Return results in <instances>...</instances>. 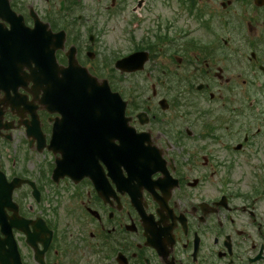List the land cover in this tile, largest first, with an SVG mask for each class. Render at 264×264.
Here are the masks:
<instances>
[{
	"label": "flooded vegetation",
	"instance_id": "flooded-vegetation-1",
	"mask_svg": "<svg viewBox=\"0 0 264 264\" xmlns=\"http://www.w3.org/2000/svg\"><path fill=\"white\" fill-rule=\"evenodd\" d=\"M68 54L132 131L61 176ZM0 264H264V0H0Z\"/></svg>",
	"mask_w": 264,
	"mask_h": 264
},
{
	"label": "water",
	"instance_id": "water-1",
	"mask_svg": "<svg viewBox=\"0 0 264 264\" xmlns=\"http://www.w3.org/2000/svg\"><path fill=\"white\" fill-rule=\"evenodd\" d=\"M12 37H8V43L6 45V50L8 54L6 57L8 60L14 59L15 56L21 52L23 55V50H28L32 52L34 48L41 50L42 53H46L48 56L47 44L41 42L40 44H25L17 46L16 43L11 40ZM19 48L18 51L16 49ZM69 66L63 69V75L65 77L64 81H60L58 87L49 91L48 95H52L50 102L55 104L54 109L62 113L63 122L60 124H69L68 129L60 128L59 131L62 132H72L77 133L70 139H64L66 136H60L56 140L64 142L61 144V149L59 152L62 154L61 159L57 160V171L64 172V164L70 161V156H75L79 161L83 162V151H82V139H81V128L80 123L84 124V129L86 130L85 137L88 138L90 131H93L94 121L104 114L106 116L108 113L112 115L111 120H113V130L111 135L113 138L122 139L132 129L126 125V120L123 115L125 104L121 100L118 93H113L110 91L107 84L103 81L100 84L96 81L94 77H91L83 68L77 66L76 61L73 57H69ZM75 62V63H74ZM75 67V70L73 69ZM107 117V116H106ZM92 140V150L100 149V144L102 143L98 140V137L90 138ZM70 142L71 144H66ZM105 146V145H103ZM105 152V149L103 148ZM120 153L122 151L120 150ZM120 160L125 164L126 160L124 157L120 156Z\"/></svg>",
	"mask_w": 264,
	"mask_h": 264
},
{
	"label": "rangeland",
	"instance_id": "rangeland-1",
	"mask_svg": "<svg viewBox=\"0 0 264 264\" xmlns=\"http://www.w3.org/2000/svg\"><path fill=\"white\" fill-rule=\"evenodd\" d=\"M113 35H114V33L107 39V42L109 43V47H111V48L116 46L115 44H116V40H117L116 36H113Z\"/></svg>",
	"mask_w": 264,
	"mask_h": 264
}]
</instances>
